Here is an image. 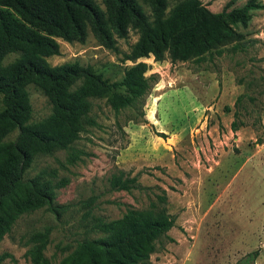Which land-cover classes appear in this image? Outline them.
Instances as JSON below:
<instances>
[{
    "label": "rangeland",
    "instance_id": "374dc122",
    "mask_svg": "<svg viewBox=\"0 0 264 264\" xmlns=\"http://www.w3.org/2000/svg\"><path fill=\"white\" fill-rule=\"evenodd\" d=\"M201 1L213 12L246 2ZM138 2L151 19L148 4ZM168 2L167 10L174 5ZM243 31L244 50L227 45L201 62L172 60L168 52L162 60L136 59L155 77L131 105L116 110L106 98H90L91 122L79 137L66 149L38 154L24 174L64 182L55 188L60 214L17 204L0 239V264H31V237L46 227L44 255L60 264L79 240L104 237L100 224L131 210L162 209L175 223L155 240L150 264H264V9L253 12ZM139 37L130 28L110 49L89 29L83 43L55 38L60 54L47 60L91 65L114 82L134 64L129 56ZM27 88L31 121L49 116L48 98L34 84ZM123 182L127 189L119 187Z\"/></svg>",
    "mask_w": 264,
    "mask_h": 264
},
{
    "label": "trees",
    "instance_id": "16d2710c",
    "mask_svg": "<svg viewBox=\"0 0 264 264\" xmlns=\"http://www.w3.org/2000/svg\"><path fill=\"white\" fill-rule=\"evenodd\" d=\"M142 1L151 8V19L138 0H0V239L19 203L25 209L43 207L60 214L54 204L55 188L64 182L54 184L24 174L38 154L66 149L79 137L91 122L90 98H106L116 110L131 105L155 77L146 75V62L136 61L142 56L152 54L162 60L168 52L172 60L201 62L222 54L227 45L244 50L248 43L243 29L255 10L264 9L263 0H246L220 12L211 11L201 0H174L169 10L168 0ZM130 28L140 34L129 56L135 62L118 81L109 82L93 66L78 61L50 65L47 60L60 54L55 38L83 43L90 29L100 44L112 49L116 37H126ZM10 54L17 56L5 62ZM29 84L52 104V113L39 121H31ZM242 98H236V106ZM239 124L234 119L231 129L236 131ZM174 223L164 209L156 214L131 210L100 224L106 235L79 240L60 264H150L155 240ZM49 233L48 227L33 233L28 250L31 264H51L44 255ZM249 254L254 258L257 251Z\"/></svg>",
    "mask_w": 264,
    "mask_h": 264
}]
</instances>
